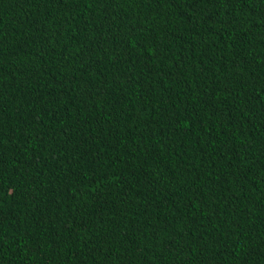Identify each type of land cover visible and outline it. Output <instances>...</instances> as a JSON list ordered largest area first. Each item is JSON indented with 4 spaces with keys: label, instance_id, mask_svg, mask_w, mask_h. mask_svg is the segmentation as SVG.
<instances>
[{
    "label": "trees",
    "instance_id": "trees-1",
    "mask_svg": "<svg viewBox=\"0 0 264 264\" xmlns=\"http://www.w3.org/2000/svg\"><path fill=\"white\" fill-rule=\"evenodd\" d=\"M0 264H264V0H0Z\"/></svg>",
    "mask_w": 264,
    "mask_h": 264
}]
</instances>
